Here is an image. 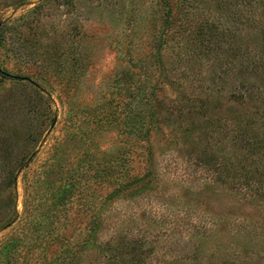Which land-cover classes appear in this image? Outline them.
Wrapping results in <instances>:
<instances>
[{
	"label": "rangeland",
	"instance_id": "obj_1",
	"mask_svg": "<svg viewBox=\"0 0 264 264\" xmlns=\"http://www.w3.org/2000/svg\"><path fill=\"white\" fill-rule=\"evenodd\" d=\"M168 1L0 0V264H264V0Z\"/></svg>",
	"mask_w": 264,
	"mask_h": 264
},
{
	"label": "trees",
	"instance_id": "obj_2",
	"mask_svg": "<svg viewBox=\"0 0 264 264\" xmlns=\"http://www.w3.org/2000/svg\"><path fill=\"white\" fill-rule=\"evenodd\" d=\"M252 1V0H251ZM250 1V2H251ZM159 2L161 3V5L163 6V12H164V16H165V21H167L168 23H169V21L171 20V16H172V9H171V5H170V3H169V1L168 0H159ZM212 22H210V20H206V23H205V25H203L202 27H203V29H205L206 31V33L207 32H209V34H211V32L213 33V30H212ZM162 44V42L161 41H159V44H158V47L160 46ZM151 167H152V165H151ZM152 173H153V169L152 168H150L149 170H148V172H147V174L146 175H144V176H140V177H136V178H134V180H132V182H134V183H147V182H150V180H148L149 179V177H150V175H152ZM11 179H12V182H14L15 183V176L12 174V176H11Z\"/></svg>",
	"mask_w": 264,
	"mask_h": 264
},
{
	"label": "water",
	"instance_id": "obj_3",
	"mask_svg": "<svg viewBox=\"0 0 264 264\" xmlns=\"http://www.w3.org/2000/svg\"><path fill=\"white\" fill-rule=\"evenodd\" d=\"M0 71H1V69H0ZM13 78L16 79V80H27L25 78H21V77H17V76H14Z\"/></svg>",
	"mask_w": 264,
	"mask_h": 264
}]
</instances>
